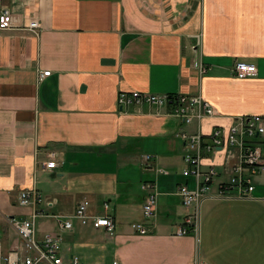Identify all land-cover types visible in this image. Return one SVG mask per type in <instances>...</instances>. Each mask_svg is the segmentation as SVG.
<instances>
[{"label":"crops","instance_id":"crops-1","mask_svg":"<svg viewBox=\"0 0 264 264\" xmlns=\"http://www.w3.org/2000/svg\"><path fill=\"white\" fill-rule=\"evenodd\" d=\"M11 11L0 32V245L22 253L11 220L28 219L21 191L37 189L46 217L37 238L60 235L65 264H264V175L253 199L208 200L196 235L178 196L193 177L183 133L210 135L241 116H264V0H0ZM37 23L38 34L29 28ZM201 42L198 44V37ZM238 62L254 64L240 80ZM207 71L201 74L196 64ZM51 71L43 81L39 72ZM202 95L216 115L185 124L171 107L117 106L119 94ZM236 148L203 162L228 182ZM149 158V159H148ZM55 159L58 167L43 165ZM162 170L163 172H161ZM145 182L156 184L155 217L144 222ZM90 201L110 215L114 235L57 217ZM109 206L108 210L104 205ZM146 223L147 235L132 225ZM186 227V236L174 233Z\"/></svg>","mask_w":264,"mask_h":264},{"label":"built area","instance_id":"built-area-1","mask_svg":"<svg viewBox=\"0 0 264 264\" xmlns=\"http://www.w3.org/2000/svg\"><path fill=\"white\" fill-rule=\"evenodd\" d=\"M11 11L0 6V32L3 30L4 22L11 17ZM38 24L30 25V30L38 34ZM200 36L197 38L201 42ZM201 74L207 69L201 63H197ZM235 76L244 80L255 77L258 70L254 64L238 62L234 68ZM51 75V71L39 72L38 80L43 81ZM154 107L162 110L171 107V115L182 120L185 124L200 122L206 117L216 115L214 106L202 95L179 94L171 96L168 94H150L140 92H123L119 94L117 106L120 109L130 106ZM187 147V154L184 162L187 167L182 174L185 178L193 177L194 188H189L186 184L178 188V196L183 205L188 209H193L191 215L186 219L187 225H193V232L196 235L200 228L201 205L206 200L239 199L250 200L254 197L256 189V178L264 175V116H242L236 118L234 123L227 129L216 128L210 135L202 133L181 135ZM236 148L240 152L239 161L235 163L231 170L228 182L222 183L213 191V181L218 176L217 170L210 167L203 170V162L215 154L218 150H230ZM149 159V158H148ZM45 170H54L58 167L55 159L44 163ZM163 172L162 170H160ZM164 173V172H163ZM144 192L142 214L144 222L152 220L156 215L159 193L156 184L145 182L142 185ZM18 204L22 207H32L33 213L28 219L11 220L22 244V253L12 251L8 254L2 252L0 245V264H65L62 255V239L60 235L48 234L41 240L37 238L36 220L46 217L42 204V197L37 189L23 190L18 197ZM91 203L83 198L71 217H57L58 229L60 232H72L74 221L78 220L82 225L92 224L95 229L104 228L109 235H114L116 223L110 215H91ZM108 210L109 206L104 205ZM132 230L138 235H147L150 228L146 223L133 224ZM189 230L183 227L177 230L174 235L182 237L189 234ZM69 264H84L78 257L73 256ZM113 264H119L118 261Z\"/></svg>","mask_w":264,"mask_h":264},{"label":"rangeland","instance_id":"rangeland-1","mask_svg":"<svg viewBox=\"0 0 264 264\" xmlns=\"http://www.w3.org/2000/svg\"><path fill=\"white\" fill-rule=\"evenodd\" d=\"M197 42H198V41H197ZM198 44H199V43H198ZM197 68H198V67H197ZM241 117H242V116H241ZM238 118H239V117H238ZM216 190H217V189H216ZM216 190H215V191H216ZM254 193H255V192H254ZM206 201H208V200H206ZM204 202H205V201H204ZM204 202H203V203H204ZM203 203H202V204H203ZM201 206H202V205H201ZM187 209H188V208H187ZM192 212H193V209H192ZM191 214H192V213H191ZM191 214H190V215H191Z\"/></svg>","mask_w":264,"mask_h":264}]
</instances>
